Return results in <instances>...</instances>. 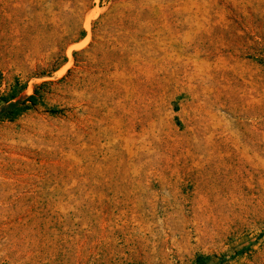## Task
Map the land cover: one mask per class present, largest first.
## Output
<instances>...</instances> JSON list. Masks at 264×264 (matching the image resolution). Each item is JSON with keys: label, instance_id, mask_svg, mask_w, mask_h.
I'll return each mask as SVG.
<instances>
[{"label": "rangeland", "instance_id": "374dc122", "mask_svg": "<svg viewBox=\"0 0 264 264\" xmlns=\"http://www.w3.org/2000/svg\"><path fill=\"white\" fill-rule=\"evenodd\" d=\"M17 77L0 264H264V0H0Z\"/></svg>", "mask_w": 264, "mask_h": 264}, {"label": "trees", "instance_id": "16d2710c", "mask_svg": "<svg viewBox=\"0 0 264 264\" xmlns=\"http://www.w3.org/2000/svg\"><path fill=\"white\" fill-rule=\"evenodd\" d=\"M93 6V3L92 5ZM84 35L81 32L80 36ZM79 38L76 40L78 41ZM67 61V57L64 56L63 60L57 64L51 65L50 69L42 72L41 74H35L33 76L38 79L51 78L52 74L58 70L63 62ZM54 82L50 80H44L41 83L34 84L33 93L27 94L28 81H23L20 77L15 78L14 84L11 85L10 91L0 96V123L9 121L13 122L19 119L22 115L32 109H36L38 105L43 103L44 94L49 91L46 90ZM50 112H56V110H50Z\"/></svg>", "mask_w": 264, "mask_h": 264}, {"label": "bare ground", "instance_id": "6f19581e", "mask_svg": "<svg viewBox=\"0 0 264 264\" xmlns=\"http://www.w3.org/2000/svg\"><path fill=\"white\" fill-rule=\"evenodd\" d=\"M228 146V145H227ZM218 149H214V152L213 153H211L210 155L212 156H215V153H217V155H218ZM208 152V151H207ZM210 152H212V151H210ZM208 154V153H207ZM206 154V155H207ZM209 155V154H208ZM230 155V154H229ZM229 155H223V156H221V159L224 161H226V159L229 157ZM208 157V156H207ZM220 159V158H219ZM230 160H231V158H229V160H228V162H229V169H228V167L226 166H224V164L222 163H218L217 161L215 162V163H212L211 164V166L209 167V163H206V167H208L207 169H206V173H207V171H208V169L211 171L212 170V172L211 173H217V174H219L220 173V171H222V169H224V168H226V169H228L229 171L232 169L231 167V165H230ZM213 161V160H212ZM224 161V162H225ZM224 166V167H223ZM221 167H223V168H221ZM204 170H205V168H203ZM233 175V174H232ZM230 176H228V178H229Z\"/></svg>", "mask_w": 264, "mask_h": 264}]
</instances>
